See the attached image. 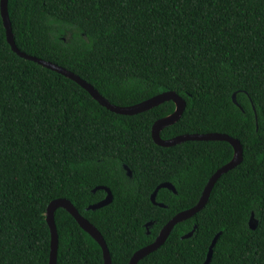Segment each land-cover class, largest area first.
Wrapping results in <instances>:
<instances>
[{
  "label": "trees",
  "instance_id": "1",
  "mask_svg": "<svg viewBox=\"0 0 264 264\" xmlns=\"http://www.w3.org/2000/svg\"><path fill=\"white\" fill-rule=\"evenodd\" d=\"M8 10L21 51L74 72L114 105L180 95L184 113L162 139L223 133L240 141L242 162L219 178L206 207L138 264H203L218 233L210 264H264V0H8ZM175 109L168 101L137 115L108 110L75 81L16 54L0 4V264H49L46 213L57 199L101 232L113 264H129L194 207L234 149L226 141L157 145L152 127ZM166 182L176 193L161 188L160 207L151 195ZM102 186L113 201L90 210L106 198ZM55 221L57 264H104L70 213L57 209Z\"/></svg>",
  "mask_w": 264,
  "mask_h": 264
},
{
  "label": "water",
  "instance_id": "2",
  "mask_svg": "<svg viewBox=\"0 0 264 264\" xmlns=\"http://www.w3.org/2000/svg\"><path fill=\"white\" fill-rule=\"evenodd\" d=\"M1 15L4 23V27L6 30V36H7V41L10 44L12 50L18 54L20 57L34 61L48 69H51L53 71H56L57 73L75 81L78 83L82 88H84L90 95L100 103L103 107H106L108 110L121 114V115H137L139 113H143L145 111H148L154 107H157L165 102L168 101H173L176 104V109L175 112L165 118H162L158 121H156L152 127V137L153 140L157 145H160L162 147H170L174 146L176 144L186 142V141H226L230 143L234 149V157L233 159L220 169H218L214 175L210 178L208 181L206 187L203 190V193L198 201V203L187 210H184L177 215H175L161 230L160 234L158 237L155 239V241L147 246L142 247L141 249L137 250L134 255L132 256L129 264H138L143 258L147 257L149 254L155 252L158 250L169 238L171 235L172 231L174 228L181 222H184L186 220L191 219L194 217L196 214H198L201 210H203L206 205L209 202L212 190L219 180V178L228 172L229 170L235 168L237 165H239L242 160H243V147L238 139H235L228 134H223V133H207V134H185L181 136H177L175 138L169 139V140H164L161 137V131L176 123L181 116L184 113V110L186 108V101L178 95L174 91H168V92H163L161 94H158L150 99H147L143 102H140L138 104L132 105V106H127V107H121L118 105H114L110 103L106 98H104L100 92L94 88L93 85L88 83L85 79L81 78L79 75L75 74L72 71H69L68 69L59 66L55 63H52L50 61H46L44 59H40L38 57L29 55L23 51H21L15 41V37L13 34L12 30V24L10 20V15H9V10H8V0H1ZM233 101L235 104L238 105V101L236 99V93L233 95ZM124 168L127 170V174L129 177L132 176L131 170L128 168V166H124ZM161 188H166L174 193H176L175 187L169 183H162L160 184L154 193L151 195V201L155 205H159L160 207H164L165 205L162 203H157V194L158 191ZM97 189H103L105 190L108 194L106 198L96 204H93L89 206L90 210H97L102 207H105L112 203L113 201V195L111 191L107 187H98ZM95 189L94 191H96ZM63 208L65 209L68 213H70L74 219L77 221V223L80 225V227L86 231L101 247L103 251V258H104V264H113L112 263V257L110 255V251L108 249V245L104 239V236L101 234V232L91 223L89 222L84 216L80 214V212L77 210V208L74 206V204L68 200V199H57L54 200L50 203V205L47 208V222L50 228L51 232V251H50V260L49 264H57L58 261V248H59V234L57 230V225L55 221V213L57 209ZM153 225V222H149L146 225V228L148 230V233H150V226ZM250 227L251 229H256L257 227V221L254 219L252 216L250 220ZM197 229V225L194 226L193 230L190 231L188 234L184 235L182 238L183 239H188L192 237ZM221 233H218L208 251L207 259L203 264H210L212 257H213V252H214V247L216 246L218 239L220 237Z\"/></svg>",
  "mask_w": 264,
  "mask_h": 264
},
{
  "label": "flooded vegetation",
  "instance_id": "3",
  "mask_svg": "<svg viewBox=\"0 0 264 264\" xmlns=\"http://www.w3.org/2000/svg\"><path fill=\"white\" fill-rule=\"evenodd\" d=\"M162 229H163V228H162ZM162 229H161V230H162ZM161 230H160V232H161ZM160 232H159V234H160ZM159 234H158V235H159ZM158 235H157V237H158ZM157 237H156V238H157Z\"/></svg>",
  "mask_w": 264,
  "mask_h": 264
}]
</instances>
